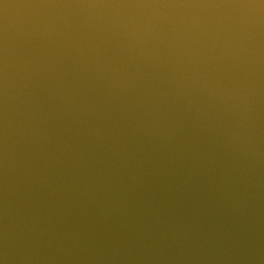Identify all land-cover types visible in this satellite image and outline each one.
Masks as SVG:
<instances>
[{
	"label": "water",
	"instance_id": "obj_1",
	"mask_svg": "<svg viewBox=\"0 0 264 264\" xmlns=\"http://www.w3.org/2000/svg\"><path fill=\"white\" fill-rule=\"evenodd\" d=\"M0 54L264 251V0H0Z\"/></svg>",
	"mask_w": 264,
	"mask_h": 264
}]
</instances>
